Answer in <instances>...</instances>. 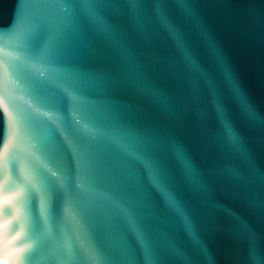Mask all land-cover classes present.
Masks as SVG:
<instances>
[{"label":"water","instance_id":"95a60500","mask_svg":"<svg viewBox=\"0 0 264 264\" xmlns=\"http://www.w3.org/2000/svg\"><path fill=\"white\" fill-rule=\"evenodd\" d=\"M99 13L0 0V264H264V0Z\"/></svg>","mask_w":264,"mask_h":264},{"label":"snow or ice","instance_id":"6c2138e0","mask_svg":"<svg viewBox=\"0 0 264 264\" xmlns=\"http://www.w3.org/2000/svg\"><path fill=\"white\" fill-rule=\"evenodd\" d=\"M108 2H110V0H78V3L82 7L83 11L85 12L89 20L92 22L94 30L103 34L105 37L113 40V42H118L116 32L110 25L105 22L104 18L99 13L100 6ZM128 2L134 7H138L140 4L143 3V0H128ZM163 22L166 23L167 21L164 20ZM32 30L33 28L31 26L24 29V37L26 39L31 35ZM55 44L56 36L55 34H53L50 37L46 47L40 52L31 55L29 58L38 62L46 61L52 54ZM246 110L248 111V115L251 119H258L255 112L251 111L250 109H247V107ZM260 122L264 124V120H261ZM145 143L146 147H148L149 149L155 147L151 142ZM145 163L152 174L154 183L161 187V191L169 200V203L175 205V201L172 199L171 193L167 190L166 187H164L163 177L165 175V168L161 159L158 156H152L148 158ZM137 238L141 241L142 244L144 264H159L157 246L154 243L149 242L147 233L143 230H139L137 232ZM250 261L251 264H260V260L254 250L250 253Z\"/></svg>","mask_w":264,"mask_h":264}]
</instances>
